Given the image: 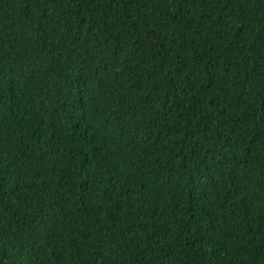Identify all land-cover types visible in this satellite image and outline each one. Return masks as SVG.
Wrapping results in <instances>:
<instances>
[{
	"label": "trees",
	"instance_id": "1",
	"mask_svg": "<svg viewBox=\"0 0 264 264\" xmlns=\"http://www.w3.org/2000/svg\"><path fill=\"white\" fill-rule=\"evenodd\" d=\"M0 264H264V0H0Z\"/></svg>",
	"mask_w": 264,
	"mask_h": 264
}]
</instances>
